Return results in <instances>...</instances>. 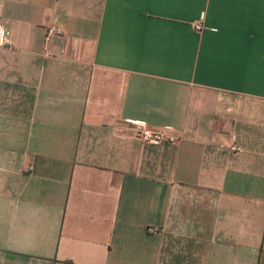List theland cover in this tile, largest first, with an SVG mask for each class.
<instances>
[{"label": "crops", "instance_id": "crops-1", "mask_svg": "<svg viewBox=\"0 0 264 264\" xmlns=\"http://www.w3.org/2000/svg\"><path fill=\"white\" fill-rule=\"evenodd\" d=\"M0 264H264V0H0Z\"/></svg>", "mask_w": 264, "mask_h": 264}, {"label": "built area", "instance_id": "built-area-1", "mask_svg": "<svg viewBox=\"0 0 264 264\" xmlns=\"http://www.w3.org/2000/svg\"><path fill=\"white\" fill-rule=\"evenodd\" d=\"M201 29L200 25L197 26V30ZM51 32H54V30ZM139 135L143 142L150 145H159L167 141L166 134L160 130L145 128L140 131ZM229 151L233 154H238L242 151V147L239 144H233L229 147Z\"/></svg>", "mask_w": 264, "mask_h": 264}]
</instances>
